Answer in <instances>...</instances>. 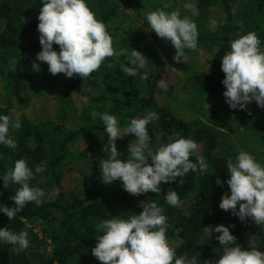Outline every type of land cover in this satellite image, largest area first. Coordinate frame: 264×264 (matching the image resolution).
<instances>
[{
  "label": "trees",
  "instance_id": "trees-1",
  "mask_svg": "<svg viewBox=\"0 0 264 264\" xmlns=\"http://www.w3.org/2000/svg\"><path fill=\"white\" fill-rule=\"evenodd\" d=\"M42 2L0 0V116L21 124L9 129L16 148L0 144V208L14 207L10 197L19 185L4 188L2 177L19 159L34 173L30 186L45 192L41 205L27 204L14 220L0 211V229L27 231L29 239L24 250L0 240V264H101L91 252L98 242L96 224L113 217L129 219L150 202L164 210L166 238L177 257L188 253L199 258L198 264L218 260L223 254L216 239L220 233H206L204 227L220 224L235 225L230 231L245 250L264 252V227L251 218L242 222L219 207L224 193H230L226 161L231 158L235 163L238 156L233 135H244L239 141L243 146L249 143L248 132L255 135L259 152L255 157L264 167V108L253 101L247 110L231 109L223 95L221 69L231 42L249 32L257 34L264 51V0H86L105 24L113 48L126 50V55L105 59L87 80L52 75L46 63L36 60L42 50L37 31ZM185 3L194 4L199 15L186 12ZM132 9L134 16L128 13ZM161 9L178 10L181 19L189 16L197 25V50L185 49L182 63L173 59L174 46L152 31L147 21L149 12ZM54 49L60 51L58 45ZM132 49L146 57L145 68L131 63ZM33 62L40 64L39 71L33 69ZM121 66L135 68L136 74L127 76ZM163 68L186 77H178L181 82L167 85L165 91L157 86ZM145 73L147 80L141 79ZM163 95L172 102H161ZM153 112L159 117L147 125L153 151L169 143L175 131L197 143L190 159L195 162L197 155L203 156L208 171L189 172L176 182H162L160 193L139 196L125 191L119 180L103 183L99 163L111 154L101 115L115 116L123 129L132 119ZM136 139L129 134L120 144L116 141L120 159H128L129 145L134 146ZM42 162L45 171L35 173ZM217 177L223 186L216 183ZM180 179L184 184H179ZM169 188L178 192L180 207L166 204Z\"/></svg>",
  "mask_w": 264,
  "mask_h": 264
},
{
  "label": "clouds",
  "instance_id": "clouds-1",
  "mask_svg": "<svg viewBox=\"0 0 264 264\" xmlns=\"http://www.w3.org/2000/svg\"><path fill=\"white\" fill-rule=\"evenodd\" d=\"M42 5L37 17L42 50L37 53L36 60L46 63L52 75L63 73L67 78L78 76L87 80L100 69L105 59L126 55L125 49L117 51L113 48L112 37L105 24L96 18L86 0H43ZM183 7L191 16L199 15L194 4L185 3ZM147 21L152 31L174 46L176 52L173 59L177 63L186 59L185 49L197 50V25L189 16L181 19L178 10L167 13L161 9L149 12ZM54 45L59 46V52ZM230 48L222 57L221 65L225 74L222 83L226 89L223 93L226 103L233 110H247L253 101L264 108V51L260 49L257 34L249 32L240 36L231 42ZM129 59L140 69L146 66V57L135 49H132ZM33 69L39 71L40 64L33 62ZM121 69L127 76L136 74L135 68L121 66ZM148 78L147 73L141 77L143 80ZM157 86L165 91L168 87L164 79L159 80ZM101 119L109 139L107 150L111 154L110 159L99 163L105 184L119 180L125 191L139 196L149 192L160 193L162 182H176L178 177L184 178L189 172L203 175L208 171L203 156L197 155L195 162L190 159L197 152V143L180 137L175 131L169 136V143L153 151L149 146L151 137L147 125L159 119L154 112L142 119H132L123 129L113 115L104 113ZM10 127L19 129L20 121L13 122L8 115L0 116V144L14 149L17 145L9 136ZM129 134H134L137 139L134 146L129 145L130 155L125 161L119 158L121 153L116 141ZM226 167L230 173L226 181L230 193H224L219 207L224 211L230 210L242 222L251 218L256 225L264 227V167L244 151L239 152L235 163L229 158ZM45 169L46 164L42 162L35 167V173H42ZM33 178L32 169L23 159L17 160L14 168L3 175L4 188L19 185L15 195L10 197L14 207L0 208L9 219L14 220L29 203L34 202L37 206L43 203L45 192L30 186ZM216 183L223 186L224 182L217 177ZM179 184H184V179H180ZM165 202L180 207L178 192L169 188ZM163 211L156 202H150L145 204L141 213L129 219L113 217L98 222V242L91 250L92 255L101 264H173V261L174 264H198L197 256L189 257L188 253L176 256L166 238L167 217L162 214ZM19 219L23 221L24 217ZM230 227L224 224L204 227L206 233H220L216 239L223 246L220 258L205 264H264V252L242 248ZM0 240L17 245L21 250L29 247L27 231L17 234L6 227L0 229Z\"/></svg>",
  "mask_w": 264,
  "mask_h": 264
},
{
  "label": "rangeland",
  "instance_id": "rangeland-1",
  "mask_svg": "<svg viewBox=\"0 0 264 264\" xmlns=\"http://www.w3.org/2000/svg\"><path fill=\"white\" fill-rule=\"evenodd\" d=\"M129 13V15H132V16H134V10L132 9L130 12H128ZM137 22L139 23V24H142L143 23V21L142 20H139V19H137ZM163 77H162V79H164V81H165V83L167 84V85H170V84H172V83H174V84H176V83H180V82H178V77L182 80V79H184L185 77L184 76H182V74L181 73H177L175 70H172V71H170V70H168V68H163ZM179 79V80H180ZM168 89V88H167ZM169 92V91H168ZM167 92V93H168ZM177 93V92H176ZM179 93V92H178ZM179 96L180 95H177V97H176V99H175V102L178 104V100H179ZM175 98V97H174ZM189 96H187L186 97V100H189ZM160 100H161V102H172V99L170 98V97H165L164 95L163 96H161L160 97ZM171 105H174L173 103L171 104ZM244 137V135H242V137L241 136H235V135H233V137H232V139H233V142H234V148H235V150H236V153L237 154H239V152L240 151H244V152H247V153H249L253 158L255 157V155L257 154V153H259L258 152V149H257V147L255 146V144L253 143V141H254V139H255V135L254 134H251V133H247V135H246V141L247 142H249V143H247L246 145H241L240 144V140H242V138ZM121 140H122V138H120V139H118V142H119V144L121 143ZM254 160H256V162L257 163H259L260 165H261V161H259V160H257V158L255 157L254 158Z\"/></svg>",
  "mask_w": 264,
  "mask_h": 264
}]
</instances>
